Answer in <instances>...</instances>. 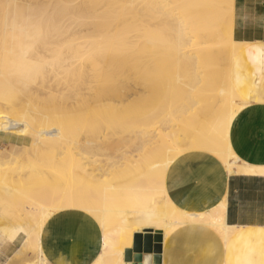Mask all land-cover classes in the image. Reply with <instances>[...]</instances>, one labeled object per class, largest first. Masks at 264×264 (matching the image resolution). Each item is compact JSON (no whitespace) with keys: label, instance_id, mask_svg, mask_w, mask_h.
<instances>
[{"label":"rangeland","instance_id":"374dc122","mask_svg":"<svg viewBox=\"0 0 264 264\" xmlns=\"http://www.w3.org/2000/svg\"><path fill=\"white\" fill-rule=\"evenodd\" d=\"M225 1L227 0H0V112L5 114V117L9 115L10 117L19 119L30 118L33 121L31 127L28 129V133H26V138L29 142L26 147H22L21 144H18L14 140L10 142H0V220L7 223L18 224L25 219L30 220L32 218L34 221H31L35 224L36 235L39 238L43 231V229H41V224H43L44 220L47 218V213L56 210L42 212L41 209H43V206L34 207L36 203L46 199L45 202H42L45 203L43 204L44 207H51L54 202L56 204V202L60 200L59 198L69 194L67 184L62 185L65 183L64 181H66V178H63V182L61 181L62 183L60 181V183L56 182L58 180V178H56L57 175L58 177L59 175L64 176L68 174L69 168H73L67 165L69 162L71 163V160L65 164L66 155L64 156L63 154H68V151L70 153L74 151V153L70 154L71 159L76 156L75 160H77L80 156L79 154L87 151L88 148L79 144L82 146L80 147L75 143V145L71 144L73 145L71 146V150L68 147H64L65 144L61 138L63 139L67 134L80 136V134L83 133L82 135L84 136L86 129L90 130L91 127H84L80 122H73L62 133L60 128L63 126L62 123L67 120L68 110H75L73 114L78 111L75 108H70L72 104L71 99L77 97L78 93L85 88L88 80L87 73L89 70H92V67L96 64H98L99 68L103 66L102 70L98 68L97 71V78L101 86L117 88L122 90L125 95L127 94V99L121 102V110L124 109L129 116L125 119L127 121L126 125L129 127L126 128V131L120 132L117 129L109 128L98 133L99 135L103 133V136L107 137L105 138L106 142L103 138L104 142L99 143V146L97 145L98 148L103 143L106 144H103L104 147L101 148L107 147L106 145L108 144L110 145H108L109 147L112 145L117 146V144H121L123 147L126 142L129 143L131 141L130 137L132 136L130 135H132V133H134L135 136L138 133L139 136L137 135V137H142L143 133L146 131L148 132L150 129V132L152 131L151 133H153V128L155 130L153 134H155L156 138L158 137V132L164 134H162V137L164 136L167 145L168 143L169 145L177 142L185 143V141L193 139L195 134L196 137L203 134L204 129L202 130L196 126L191 128L193 125L188 121L190 119V110L189 112L187 111L189 114L185 112V110H187L185 109L187 105L183 102L184 97L190 95L187 86L182 85L179 88L177 95L173 97L175 99L172 98L174 101L169 99L170 101L164 102L161 101L163 98L160 100L159 97L155 95H151L147 100H143L140 98V95H143L145 92L144 86H146V82H150L152 86H155L156 89L161 92V86L164 88L165 86L171 87L170 84L172 85L174 80H178L179 78L188 80L189 77L192 76V68L194 65L180 58L179 61H177L178 59L177 56L174 55V52L179 51L181 48L186 52L190 51L191 43L194 38L192 33H189L190 28L197 30L195 33L198 32V30L204 31V29H206V17L213 12L212 10H216L217 7L219 9L223 7V15L227 25H230L231 22L234 23L230 5L231 0L229 4H224ZM169 5L171 7H169ZM157 11L158 13H156ZM162 13H164V15ZM183 27H185L187 34L180 31V28L183 29ZM202 43V45L206 44L205 42ZM120 53H124L127 56V65L124 67L126 71L120 72L119 70L113 75H109L113 70V66L111 67L110 63L117 59L116 55ZM86 57L92 58L89 60L90 62L84 60ZM106 63H109V65ZM117 63L119 64V61H117ZM105 64L109 66L108 69L104 66ZM20 73H22L23 76L19 82L18 78L20 77H18V75ZM50 87L53 95L49 93V97L47 94H40L43 88H46L48 91ZM40 88L41 90H39ZM52 89L54 92H52ZM37 97L41 99L39 100L38 98L39 101H37ZM40 102H42L41 108L50 109L47 111L46 119L44 116H41L44 117L41 118L40 115L36 114L35 108L33 112V103H38L39 106ZM15 104H17V106ZM24 104L27 106L24 107ZM175 105L176 107H174ZM246 105L247 101H238V107L242 106L240 107L241 112L245 109ZM21 106H23V108H21ZM111 107L113 106H110L108 100L99 102L92 116L93 120L100 121L104 119L105 115L103 114ZM172 108L177 111L175 112ZM167 111L170 112L168 113ZM35 114L39 117H37V122L33 120V116H36ZM48 114H50V116H48ZM113 115L115 117L112 118L113 121H125L124 118H119L120 116L123 117L125 114L120 113L119 115ZM160 118H162L163 121H157ZM171 120L172 122H170ZM129 122L130 124H127ZM190 128L191 131L189 132ZM174 129L177 135L176 133L174 134ZM35 130L41 132V140L38 143L36 141ZM129 130L132 131L130 132ZM127 131H129L130 135ZM136 131L137 133H135ZM205 132V137L216 136L211 133L212 129L211 132L209 129ZM231 132L229 134L230 143ZM46 135H48L47 138H45ZM126 135H129V142L128 139L127 141L125 139V137L127 138ZM135 136L134 140L136 139ZM122 137L125 141L121 139ZM140 138H138L139 141ZM112 139H115L114 144ZM119 139H121V141ZM138 139L135 142H139ZM36 144H38V146ZM62 144L66 150L68 149L66 153L64 152V148H62ZM121 145L118 147H121ZM75 146L77 149H73ZM79 150L81 153H79ZM101 150L104 153V150ZM119 151L118 153H121L124 149ZM103 153H96V158L100 161V164L99 162L97 164L95 162V164L86 162V164L90 165H87L86 172L93 173L95 171L94 173L97 175L95 177L96 180H94V185L91 184L92 182L86 180L84 175H81V177L79 176L81 179L82 177L84 178L82 181H84L85 184L80 183L82 182L81 179L76 181V186L79 188L76 195L79 194L81 197L82 195L84 197L92 186L93 188L94 186L98 187V185H96L97 183H99V187L101 188L100 182H103L104 186L116 185L115 182H117V180L114 178L117 173L116 169H119L117 167L124 169L126 161L120 157H116L118 153L115 152V150L113 151V149ZM131 154L133 153H130V155ZM70 155L67 157L70 158ZM112 159H121V161L116 165V168H111L109 166L107 170L104 165L105 163L110 164ZM240 162L242 163V161H239V163ZM121 163L123 165H121ZM97 167H104L105 169L103 168L104 170H101ZM110 168L113 171H109ZM134 170H137V168ZM73 171L77 173L78 171L82 172L80 168L76 167H74ZM81 172L78 174L80 175ZM132 172L133 171H131V173ZM22 173L23 176L21 175ZM50 174H52V177ZM47 177L51 179L54 183L53 185L58 187L55 189L53 186L51 189L52 194L50 191L45 190V179ZM59 179L62 180L61 178ZM18 184H25L24 188L27 187L25 188L26 194L24 193L25 196H23L25 198L23 200L22 195L20 196L21 198H18L22 193L15 191L20 189L19 187L21 185L19 186ZM88 184H91L89 186L90 188L87 187ZM36 188H38V191H36ZM85 188L88 191L85 190ZM100 188H98V190ZM72 191V195H75L74 187L71 188V192ZM86 191L87 193H85ZM125 193L128 196V199L126 198L127 202L131 203L133 199L134 203L137 204V210H129L128 216L135 219L137 224H139L140 221H137V218H139L141 214L138 208L141 209L144 206L143 201L146 199L142 197L143 195L139 192L135 194L133 198L128 191ZM125 193L120 192L117 193L116 196L120 199L121 197L119 198V196ZM57 196H59V198L56 199ZM97 198V200H99L100 196H97ZM162 199L163 198L159 195L154 196V198L149 197V201L153 202H160ZM20 201L21 203L18 204ZM108 201L113 202L112 198L108 199ZM106 203L107 200L105 199L101 201L102 205ZM29 204L30 206L32 204L31 208ZM53 208L54 206H52L51 209ZM114 209L115 207L112 210ZM81 214L84 215V217L90 218L88 213L82 212ZM90 215L95 216L94 219L98 223L101 222V214L96 212ZM157 215L160 216V214ZM118 217L123 218V216ZM48 220L49 219L46 221ZM118 220L120 219L117 217H110V220H108L110 229L113 228L115 225L114 223ZM101 226L104 231L102 224ZM108 231H110L109 228ZM41 264H46L44 259L41 260Z\"/></svg>","mask_w":264,"mask_h":264},{"label":"bare ground","instance_id":"6f19581e","mask_svg":"<svg viewBox=\"0 0 264 264\" xmlns=\"http://www.w3.org/2000/svg\"><path fill=\"white\" fill-rule=\"evenodd\" d=\"M211 1H213V0H211ZM225 3L229 4L230 0L225 1L224 4ZM210 4H212V3H210ZM220 5H223V4L221 3ZM230 5H231L232 18H233V0H231ZM169 7H171V6L169 5ZM164 8H162V9H164ZM174 8H175V6H174ZM217 8H216V10H212L213 12H211L210 15L208 17H206V19H205L206 29H204V31L198 30V32L195 33V31H197V30L190 28L189 33H192V36L194 37L193 42L191 43L190 51L186 52L181 48V49H179V51L174 52V55L177 56V59H178L177 61H179V58H180V59H183L184 61L190 62L194 65L192 68V71H193L192 76H190L188 80L183 79V78L182 79L179 78L178 80H174L172 82V85L170 84L171 87H166L164 85L165 86V88H164L161 86V88H160L161 92L159 90H157L155 86H152V84L150 82H146L145 83L146 86H144L145 92L143 95H140V98L143 100H147L151 95H155V96H158L160 100H161V98H163L161 101L167 102V101H170L169 99H172L173 97H175L177 95L178 90L182 85L187 86L189 91H190V95L188 97H184L183 102H185V104L187 105V108H185L187 110H185L184 108L183 109L185 110V112H187V111L189 112V110H190V112H189L190 114L187 112V114L190 115V119L188 121L193 125V126L191 125L192 127L191 126L190 127L194 128V126H196L202 130L204 129L203 134H200L197 137L195 134V137L193 139L187 140V141H185V143L184 142H181V143L177 142V143H174L171 145H169V143H168V145H167L165 140H164V136L162 137L163 133L158 132V134L156 133L158 135V137L157 138L155 137V134H153L155 132L154 128L152 129L153 133H151L152 131L150 132L151 129L148 132L144 131L145 132V133H143L144 136L143 135H142V137L140 136L141 138L137 137V135L139 136L137 131L135 132V133H137L135 136L134 133H132V135H130V133H129L130 130H129L127 132L129 133L130 136H132V137H130L131 141L129 142V137H128L129 135H126L127 138L125 137L126 141L128 139L129 143L124 142L125 141V139L123 138L124 136L121 138L122 140L124 139V141H123L125 143V144L123 143L125 145V146H123L124 148L122 147L121 144H119V145H121V147H118L119 146L118 144H117V146L112 145L113 147L112 146L109 147L110 145L108 144L109 146L106 145L107 147L101 148V147H104L103 146L104 143L102 145H100V147H99V148L104 150V153L106 151H111L112 149H113V151L115 150V152L118 153L119 150L121 151V149L122 150L124 149V151H121V153H118V155H116V157H118V158L120 157L121 159H124V161H126L125 162L126 164L124 165V169H122L121 167H117V168H119L118 170L116 169V171L118 173V174L116 173L115 177H114L117 180V182H115L116 185L107 186L105 184L106 186H104V183L100 182L101 188L99 187V183H97L96 185H98V187L94 186V188H93V186H92V188H93L92 189L89 186L91 184L94 185V180H96L95 177L97 175H95V173H94L95 171L93 172L94 174L86 172L87 165H88V164H86V162H88L89 164L94 163V162L97 164L99 162V164H100V161H98V159L96 158V156H97L96 153L97 154H99L100 152L103 153V151L98 148V146H99L98 144L104 142L103 138L105 139L107 137L103 136V133H102V135H99L98 133L104 131L105 129L107 130L109 128L110 129H113V128L117 129L120 132H124V130L126 131V128H129L126 125L127 121L125 120L129 116L126 114L127 112L124 109L121 110V106H122L121 102H123L127 99L126 98L127 94L125 95L122 92V90L117 89V88L101 86L99 84V79L97 78V73H98L97 71H98L99 66H98V64H96L92 67V70H89L87 73L88 80L86 82L85 88L78 93L77 97L71 99L72 104L70 105V108H75L78 111H76L75 114H73L75 111L73 109L72 110L70 109L67 111V118H66L67 120H65L64 123H62L63 126L60 128L61 133L64 132L66 130V128H68V126L73 122L74 123L80 122L84 125V127L86 126V127H89V128L91 127V128H90V130L85 128L87 133L85 132L84 136L82 135L83 133L80 134V136L79 135H73V134H67V136L65 135L63 137V139L61 138V140H63V142L65 144V146L62 144V148L68 147L72 150L71 146H73V145H71V144L75 145V143H76L78 145L81 144L82 146L87 147L88 150L82 152V154H79L80 156L77 158V160H75L76 156L73 157V154H72V157H73L72 158L73 161H72L70 154L74 153V151H71V153L68 151V154H67L66 151L68 149L66 150L64 148V150H65L64 152L66 153V154H63L64 156L66 155L65 156L66 157L65 158V164H67L66 162L71 160V163L69 162V164H67V165L68 166L70 165L73 168L72 169L69 168L70 171L68 170V174L64 175L65 177L62 175L61 176L59 175V177H58V175H57L56 178H58V180L56 182H59V181L63 182V178L64 179L66 178V181H64L65 183H63L62 185L67 184L69 194L65 197H62V198H59V196H57L56 199L59 198L60 200L59 201L57 200L58 202H56V204H55V202L53 203V205H52V206H54L53 209H51L52 206L51 207L50 206L44 207L43 204H45V203H42V202L43 201L45 202L46 199L43 201L41 200L42 202H37L34 207L42 205L43 206V209H41L42 212H48L49 210H56V211L48 212L47 218L51 213H55V212H63V213H67V214H76L80 217L83 216V215H81V213L85 212V213L89 214L90 219L92 217H95V216L90 215L92 213L94 214L97 212L98 214H101L102 219H100V221H101L100 223L104 227V236H103V238L101 240V244H100V246H101V251L99 254L100 264H133L132 261H130V262L125 261V250H126V248H131L134 246L136 235H143V234L147 235V234H149L151 236V239H152V242H151L152 246H151L150 250H153V248L155 246L154 245L155 244L154 236L156 233L161 232V234H162L161 244H162V248H163V246H165L163 244H164V242H166L165 240L168 236H170V235L174 234L175 232L179 231L180 229L186 228L190 225H195V224L201 225L202 227H205L207 229L212 230L213 232H216L217 234H219V236H221V239L223 240L224 243H226L229 240V238L231 237V235L236 232L238 227L234 226L233 224H230L228 222V206H227L226 201L219 202L218 205L213 207V209L210 211L190 212V211H187V210H184L183 208H181L180 205H178V203L176 202V200H174L170 196L171 195V192H170V186L171 185L170 184L168 185L167 177L168 176L170 178L174 177V176L176 177V174H174V168L173 169L171 168V164L174 161L178 160L179 158L184 157V155L187 157H191L190 155H192V152H197V151L208 152V154H212L214 157H216L219 160L220 164L225 165L227 167L229 175L246 173V174L251 175V176H257V175H263L264 176V165L255 166V165L249 164L248 162H242V163L240 162L239 163L240 158L234 152L233 147H232L230 140H229V134L231 132L233 122L236 119V117L238 116V114L241 112L240 107H242V106L238 107V101L246 102L245 97L242 95V93L237 89L236 85H234V83H233V79H232L233 78L232 77V73H233L232 69L233 68H232V66L234 64V61H235L237 55H239V52L241 51V49L247 44L246 43H240V42L235 40V38L233 36L234 35V33H233V30H234L233 24L234 23L231 22L230 25H227L226 19L223 15V7H221L220 9L218 8L219 11L217 10ZM157 9H158V7H157ZM156 13H158V11ZM162 14L164 15V13H162ZM179 27H178V29H179ZM180 31L187 34V32L185 31V27H183V29L180 28ZM3 41H4V39H3ZM202 42H205L206 44L202 45L203 44ZM248 46H249V44H248ZM154 50H155V48H154ZM156 50H158V49H156ZM159 54H160V52H159ZM254 54H256V53H254ZM252 56H254V55H252ZM116 58L117 59L113 60L110 63L111 67L113 66V68H112L113 70H112V72H110L109 75H113L114 73L118 72L119 70H120V72L126 71V68H124V67L127 65V61H126L127 56L124 53H120V54L116 55ZM91 59H92L91 57H89V58L86 57L84 60L89 61ZM116 60L119 61V64L117 63ZM106 64L109 65V63H106ZM106 64L104 66L108 69L109 66H107ZM190 66H191V64H190ZM102 67H100L101 70L103 69ZM20 72H22V71H20ZM108 73H109V71H108ZM19 75H18V77H20V78H18V81L21 80L23 74L20 73ZM39 90H41V88ZM52 92H54V90ZM43 93L47 94L48 96H49V93H50V95H53V93H51V87L49 88L48 91L46 90V88H43L42 93L40 92V94L43 95ZM38 98H39V100L41 99L40 97H37L36 98L37 101H39ZM173 99H175V98H173ZM104 100H108L110 102V106H113V107L109 108L106 111V113L103 114V115H105L104 119H102L100 121H95V120H93L92 116L95 113V110L97 109L99 102L104 101ZM118 101H120V102H118ZM177 101H179V100H177ZM16 102H17V99H16ZM19 103H20V101H19ZM17 104H15V105L17 106ZM27 104H28V102H27ZM41 104H42V102H40V104L38 106V103H35V104L33 103L32 109L34 112V108H35V110H36L35 113L40 115V117L44 116L46 119L47 111H49L50 109L48 110V109L43 108V107L41 108L40 107ZM23 106L26 107L27 105L24 104ZM23 106H21V108H23ZM174 107H176V105ZM172 109H174V108H172ZM179 110H178V112H179ZM174 111H175V109H174ZM120 113L125 114L123 117H121V116L119 117V118H124L125 121H122V122L120 120L113 121L112 120V118L114 117L113 114L119 115ZM176 114H178V113H176ZM117 115H115V116H117ZM189 115H187V116H189ZM48 116H50V114H48ZM37 117H38L37 115L35 117L33 116L34 122H37ZM44 117H41V118H44ZM165 118L168 119L167 117H165ZM165 118H164V120H165ZM1 119H2V122H1ZM3 120H5V121H3ZM159 120L163 121L162 118L158 119L157 121H159ZM172 120L170 122H172ZM130 122L127 124H130ZM32 123H33V121L30 118L19 119L16 117H10L9 115H7L5 117V114L0 112V142H3V141H9L10 142V141L14 140L18 144H21L22 147H26V145L29 143L27 138H26V133H28V129L31 127ZM180 123H179V125H180ZM169 127H172V126H169ZM172 128H171V131H172ZM191 128H190L189 132L191 131ZM208 129L210 130V132L212 129L211 133L215 134L216 136L215 137L214 136L205 137L204 136L206 133L205 131ZM174 131H175V129H174ZM15 133H17V134H15ZM175 133H176V131L174 132V134ZM35 134H36V141L38 143L41 140V137H40L41 132H39L38 130H35ZM176 135H177V133H176ZM47 136L48 135H46L45 138H47ZM134 136L136 138L135 140H134ZM131 138H133V139H131ZM138 138H140V141ZM189 138H191V137H189ZM121 139H119V140L121 141ZM137 139L139 142H135ZM114 140L112 139L113 144L115 142ZM132 140H134V141H132ZM116 141H118V140H116ZM105 142H106V139H105ZM118 143H120V142H118ZM36 145L38 146V144H36ZM78 145H76V146H78ZM76 146L73 147V149L76 148ZM82 146H80V147H82ZM13 147H15V146H13ZM79 153H81L80 150H79ZM130 153H133V154L130 155ZM208 154L203 153L201 155L207 156ZM68 155H70V158L67 157ZM75 155H76V152H75ZM121 159L120 160L112 159L110 164L105 163L104 167L106 166L107 170H108L109 166L111 168H116V165L120 163ZM84 160H86V161H84ZM201 160H203V159H201ZM196 161H197V159H196ZM103 162H104V160H103ZM198 162H200V161H198ZM101 163H102V160H101ZM107 165H108V167H107ZM121 165H123V164L121 163ZM88 166H90V165H88ZM74 167L80 168L82 170V172L80 171L81 172L80 175L78 174V173H80L79 171H78V173L73 171ZM104 167H100V168L97 167V168L104 170L105 169ZM111 168L109 169V171H113ZM135 168H137V170H134ZM23 171H21V172H23ZM131 171H133V172L131 173ZM127 173H128V175H127ZM21 175L23 176V173ZM51 175L52 174H50V176ZM66 175H67V177H66ZM81 175L82 176L84 175V178L86 180H88L89 182H92L91 184L87 185V187L90 188L91 192L85 188V190H87L89 194L86 191L85 193H87V195H84V197H83V195H82V197L79 194H77L78 196L76 195V192H78V189H79L76 186V181L78 179H81L80 178ZM116 175H117L118 179L116 178ZM59 178H61L62 180H60ZM84 178L82 177V179H84ZM128 178H131V179H128ZM21 179H22V177H21ZM51 179H49L48 177L45 179V182H46L45 190L50 191V193L52 194L51 189L53 188V186L55 189H57L58 187L56 185H53L54 183L51 181ZM82 179H81V181H82ZM17 180H19V179H17ZM43 180H44V177H43ZM116 180H114V181H116ZM88 181H86V182H88ZM41 182H42V180H41ZM80 183L85 184L84 181H82ZM18 185L20 186L21 184H18ZM24 185H21L20 187L18 186L20 189L15 190V191H19V193H22L18 196V198H19L22 195V200L25 198L24 193H25V188H27V187L24 188ZM39 185H40V183H39ZM57 185H59V184H57ZM73 187L75 189V195L76 196L72 195L73 191L71 192V188H73ZM98 188H100L99 189L100 192H99ZM36 189H37L36 191H38V188H36ZM13 191H14V189H13ZM127 191L129 192V194H131L132 198L135 194H138V192H139L143 195V196L142 195L141 196L146 199L145 201H143L144 206L141 209L138 208V211L141 214L140 217L137 218L138 219L137 221H140L139 224H137L135 219L130 218L128 216L129 210H131V211L137 210V204L134 203L133 199L131 200V203L126 201L128 199V196L126 195L125 192H127ZM120 192L121 193L124 192L125 193L124 195H126V196L121 194L122 196L121 195L119 196V198L120 197L121 198L118 199L116 194L120 193ZM97 194H99V195H97ZM157 195H159L163 198L160 202L149 201V197L154 198V196H157ZM97 196H100L99 200H97L98 199ZM141 196H139V197H141ZM111 198H112L113 202L108 201V199H111ZM103 199L107 200V203L104 204L105 206L101 204V201H103ZM141 199H143V198H141ZM19 203H21V201L18 202V204ZM26 203H28V202H26ZM29 203H32V202H29ZM114 205H117V206H114ZM19 206H21V205H19ZM29 206H30V204H29ZM31 207H32V204H31L30 208ZM114 207H115V209L112 210ZM157 214H160V216ZM113 216H116L120 220L116 221L114 223L115 225L113 226V228L110 229V227H109L110 225L108 223V220H110V217L116 218ZM118 216H123V218L118 217ZM47 218L44 220V223L41 224L42 225L41 229H44L45 223L47 222L46 221ZM20 225L21 226L17 227L16 229L15 228H13L12 230L9 229L10 232L5 231L7 233V235H10L8 233H11L13 238H14V236H16L15 234L18 232H23L26 235V240L24 242V245L22 246L25 249H22L21 251H19L20 252V253L18 252L19 255L16 254L17 257L20 255L24 256L25 254L23 251L26 250V247L28 249L29 245L31 246V249L29 248V251H31L35 246L37 247V250H39V252L42 251L43 247H42V245L39 244L41 241L39 242V238L36 235L37 233H36L35 224L31 220H26L23 224L21 223ZM108 228L110 231H108ZM5 230H7V229L5 228ZM149 230H151V232H147ZM4 234H3V236H4ZM3 236L0 235V237H2V238H3ZM32 243L35 245L33 248H32ZM162 251H163V249H162ZM163 253H164V251H163ZM27 254L28 253L26 252V256H27ZM22 256L18 257L19 262L21 264H24V263L26 264V262L23 261V263H22V261H20V260L24 259V257H22ZM25 261H28V259ZM20 263H18V264H20ZM28 263H29V261H28ZM29 264H37V263L35 261H31Z\"/></svg>","mask_w":264,"mask_h":264},{"label":"crops","instance_id":"0c3cea01","mask_svg":"<svg viewBox=\"0 0 264 264\" xmlns=\"http://www.w3.org/2000/svg\"><path fill=\"white\" fill-rule=\"evenodd\" d=\"M233 19L235 40L247 45L234 61L232 79L247 105L233 122L231 145L240 161L261 166L264 165V0H233ZM203 153L208 154L192 152L191 157L184 155L171 164L176 177H167L170 196L190 212L210 211L226 201L228 222L238 229L224 243L219 234L201 225L182 228L166 238L162 264H264V176L229 175L227 167L216 157ZM47 219L39 237L43 250L39 252L32 243V248L35 247L31 251L30 245L26 247L27 256L25 251L20 256L37 264L42 259L46 264H100L104 231L94 217L55 212ZM21 223L0 220V235L5 233L0 237V264L20 263L17 255L25 249L22 246L26 235L18 232L13 238L6 232ZM24 259L20 261L27 264Z\"/></svg>","mask_w":264,"mask_h":264},{"label":"water","instance_id":"95a60500","mask_svg":"<svg viewBox=\"0 0 264 264\" xmlns=\"http://www.w3.org/2000/svg\"><path fill=\"white\" fill-rule=\"evenodd\" d=\"M151 232V230L147 231ZM152 239L149 234L136 235L134 246L126 248L125 261L133 264H162V234L158 232L154 236L155 246L151 249Z\"/></svg>","mask_w":264,"mask_h":264}]
</instances>
